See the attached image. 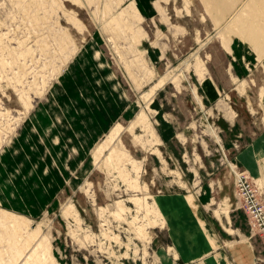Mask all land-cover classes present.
Listing matches in <instances>:
<instances>
[{"label":"rangeland","instance_id":"obj_1","mask_svg":"<svg viewBox=\"0 0 264 264\" xmlns=\"http://www.w3.org/2000/svg\"><path fill=\"white\" fill-rule=\"evenodd\" d=\"M148 12L0 0V264H264V0Z\"/></svg>","mask_w":264,"mask_h":264},{"label":"built area","instance_id":"obj_2","mask_svg":"<svg viewBox=\"0 0 264 264\" xmlns=\"http://www.w3.org/2000/svg\"><path fill=\"white\" fill-rule=\"evenodd\" d=\"M237 188L243 206L259 230L264 243V198L259 195L254 184L244 173H237Z\"/></svg>","mask_w":264,"mask_h":264},{"label":"crops","instance_id":"obj_3","mask_svg":"<svg viewBox=\"0 0 264 264\" xmlns=\"http://www.w3.org/2000/svg\"><path fill=\"white\" fill-rule=\"evenodd\" d=\"M158 1V0H133V2L135 3V6L138 8V10L145 14H149L148 10H151V9H155V2ZM147 4V5H146ZM169 199H162L160 200V204L161 206L163 207V209L165 210H170V203L168 202ZM174 210V208L172 209ZM202 249V248H200ZM200 249H194L192 251V254H194L195 256H201L202 253L201 251H199Z\"/></svg>","mask_w":264,"mask_h":264}]
</instances>
